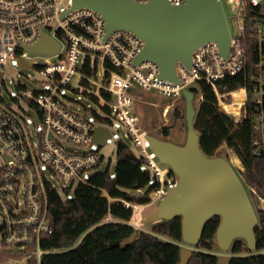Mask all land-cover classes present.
<instances>
[{
    "label": "built area",
    "instance_id": "2783aa9c",
    "mask_svg": "<svg viewBox=\"0 0 264 264\" xmlns=\"http://www.w3.org/2000/svg\"><path fill=\"white\" fill-rule=\"evenodd\" d=\"M167 1L176 5L184 0ZM218 1L226 22L232 18L237 25L235 34L229 29L227 54L221 53L215 40L196 46L189 66L175 62L174 81L159 77V66L153 60L135 63L143 39L125 27L106 33L104 18L94 8H71V0H0V66L7 59L28 62L36 52L30 53L25 46L42 34L59 44L52 54L40 52L53 59L39 66L46 77L42 89H20V97L39 115L37 132H31L24 111L14 110L0 96V264H41L42 254L58 251L41 246V233L52 230L47 219V188L69 197L71 192L64 190L87 183L90 176L86 173L103 160L99 145L91 142L94 127L102 123L74 110L69 101L77 100L65 90L91 98L124 126L154 184L146 204L159 202L177 185V176L148 147V132L132 111L131 87L153 88L168 96L183 95L184 88L195 89L192 94L203 103L201 84H205L219 108L229 115L232 129L251 110L254 150L264 153V0ZM256 7L260 10L248 18L247 29L248 9ZM63 142L87 149L69 150ZM122 202L133 206V215L138 213L140 205ZM129 223L137 228V220ZM178 245L194 248L185 241Z\"/></svg>",
    "mask_w": 264,
    "mask_h": 264
},
{
    "label": "trees",
    "instance_id": "16d2710c",
    "mask_svg": "<svg viewBox=\"0 0 264 264\" xmlns=\"http://www.w3.org/2000/svg\"><path fill=\"white\" fill-rule=\"evenodd\" d=\"M259 10V7L248 9L245 18L247 29L248 18ZM201 88L205 95L203 103H199L197 107L194 119V129L199 134V147L205 155L212 157L216 155L220 144L226 141L242 166V176L250 185V195L258 217L253 228L255 248L250 250L244 238H235L229 247V253L232 254L229 264H264V251H260L264 250V204L260 202L264 201V153L254 150L251 110L232 129L229 115L219 108L209 86L201 84ZM191 90L195 93V89ZM102 109L109 114L107 108ZM84 110L97 122L112 124L109 117H102L91 108L84 107ZM174 112L179 114L177 110ZM162 131L165 136L169 133L166 126ZM114 149L113 173L107 165L103 171L92 173L87 183H78L73 189H65L64 193L71 192V196L65 198L57 189L47 188V219L52 230L41 233V246L58 251L42 254L41 264L178 263V243L183 241L179 216L155 221L146 231L136 229L133 240L121 244L135 230L129 223L133 209L126 207L122 201L136 205L146 204L154 184L145 192H140L150 179L144 173L142 159L121 138L115 140ZM107 217L111 220L101 222ZM219 222L217 215L205 224L199 241L193 245L197 249L193 250L185 264H216L217 254L212 251L216 246L215 231ZM81 234V240L76 243ZM159 236L168 239L163 240Z\"/></svg>",
    "mask_w": 264,
    "mask_h": 264
},
{
    "label": "water",
    "instance_id": "95a60500",
    "mask_svg": "<svg viewBox=\"0 0 264 264\" xmlns=\"http://www.w3.org/2000/svg\"><path fill=\"white\" fill-rule=\"evenodd\" d=\"M86 6L96 9L104 18L106 33L118 28H128L145 42L134 59L155 61L159 77L177 81L175 62L189 66L192 50L207 41H217L226 55L231 44L229 28L222 4L218 0H184L172 5L167 0H71V8ZM252 20H250L251 22ZM30 53L52 54L59 48L56 41L42 34L32 45L25 46ZM22 67L30 63L18 58ZM2 71L0 70V82ZM185 99L186 137L177 144L147 133L149 148L158 160L170 166L177 176V185L170 188L159 200L156 208L141 219L142 224L153 221L181 219L183 241L195 245L205 224L215 216L220 222L215 231L216 245L227 250L235 238H244L250 250L255 248L254 226L257 224L253 206L235 169L221 155L207 156L199 147V134L194 129V94L182 89ZM111 137L109 127L98 124L93 129L91 142L104 145ZM91 144V143H90ZM149 176V170L143 169ZM133 230L122 245L133 240ZM194 248L182 245L177 264H185ZM231 255L218 254L216 264H229Z\"/></svg>",
    "mask_w": 264,
    "mask_h": 264
},
{
    "label": "rangeland",
    "instance_id": "374dc122",
    "mask_svg": "<svg viewBox=\"0 0 264 264\" xmlns=\"http://www.w3.org/2000/svg\"><path fill=\"white\" fill-rule=\"evenodd\" d=\"M227 22L231 33L235 34V32L237 31L236 22H234L232 18H228ZM52 60L53 59L50 56L40 52H36L34 55H31L30 59H28L31 67H22L13 59H7L4 64L0 66L1 70L3 71L2 80L0 82V96L14 110L18 112H25L24 116L32 133H35L39 130L41 125L40 118L36 110L32 106H30L22 97H20V87L35 91L42 89V84L46 83V77L40 71L39 66L48 64ZM65 94L68 97L75 98L77 100L69 101V105L73 107V109L77 112L85 115L86 117H90L91 114H88L84 110V106H86L94 110L102 117H109L112 121V124L109 125L111 137L108 138L107 142L104 145L99 146V151L103 156V160L101 161L99 166L91 168V170L86 173L88 176L92 175V173L94 172L103 171L107 165H109L111 173L115 171L114 147L115 140L117 138H121L124 142H126L129 145V148L134 152V154L137 155L136 149H134L130 138L127 136V131L118 119H116L111 114L103 112L104 110L91 98L89 99L87 97L79 95L78 93L69 92L66 90ZM130 94L133 96L132 111L136 114L139 125L143 130L159 138L164 137L165 139L177 144L184 142L186 137V125L184 112L185 99L183 95L168 96L162 93L160 94L153 88H141L139 86L131 87ZM199 102L200 97L196 95V97H194L192 101L195 112L197 110ZM175 110L179 112L178 115L175 114ZM165 126L167 127V130H169V133L166 136L162 134V128ZM63 145L69 150L77 149L84 151L87 149L84 146L71 145L65 142H63ZM216 155H221L226 158L227 161L232 165L233 169H235L240 181L242 182L246 190L248 199L250 200L251 205L253 206V209L255 211V205L250 195V185L248 181L243 178L242 166L241 164H239L238 160L236 159L234 153H232V150L227 145L226 141L220 144L219 148L216 150ZM52 182L56 186H58V189L61 191L58 182L54 179H52ZM150 185L151 178L149 179V182L147 183L145 188L141 189L140 192H145V190L148 189ZM260 202L264 204V201ZM129 203L133 205L135 204L132 202ZM157 204L158 202L149 203L146 204V206L140 205L138 213L135 212L134 215L132 214L130 220H137L136 229H142L146 231L151 228V225H153L155 221L142 224L141 219L144 218L148 213L152 212L156 208ZM159 237H161L163 240L168 239V237L165 236ZM219 252L230 254L229 248L227 250H221L216 245L212 253L220 254Z\"/></svg>",
    "mask_w": 264,
    "mask_h": 264
},
{
    "label": "crops",
    "instance_id": "0c3cea01",
    "mask_svg": "<svg viewBox=\"0 0 264 264\" xmlns=\"http://www.w3.org/2000/svg\"><path fill=\"white\" fill-rule=\"evenodd\" d=\"M263 201V200H262Z\"/></svg>",
    "mask_w": 264,
    "mask_h": 264
},
{
    "label": "flooded vegetation",
    "instance_id": "af4514ba",
    "mask_svg": "<svg viewBox=\"0 0 264 264\" xmlns=\"http://www.w3.org/2000/svg\"><path fill=\"white\" fill-rule=\"evenodd\" d=\"M189 244V243H188Z\"/></svg>",
    "mask_w": 264,
    "mask_h": 264
}]
</instances>
